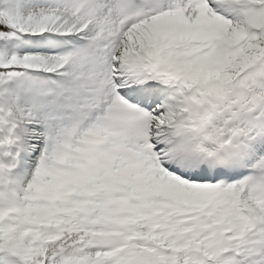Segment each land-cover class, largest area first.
<instances>
[{"label": "snow or ice", "instance_id": "1", "mask_svg": "<svg viewBox=\"0 0 264 264\" xmlns=\"http://www.w3.org/2000/svg\"><path fill=\"white\" fill-rule=\"evenodd\" d=\"M0 264H264V0H0Z\"/></svg>", "mask_w": 264, "mask_h": 264}]
</instances>
